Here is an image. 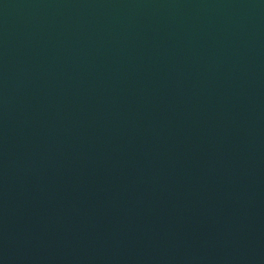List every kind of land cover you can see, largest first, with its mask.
<instances>
[{"label": "water", "instance_id": "obj_1", "mask_svg": "<svg viewBox=\"0 0 264 264\" xmlns=\"http://www.w3.org/2000/svg\"><path fill=\"white\" fill-rule=\"evenodd\" d=\"M0 264H264V0H0Z\"/></svg>", "mask_w": 264, "mask_h": 264}]
</instances>
